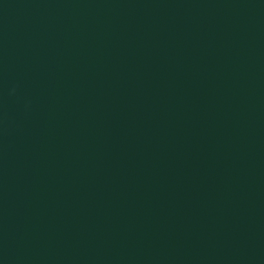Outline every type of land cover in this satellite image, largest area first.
Listing matches in <instances>:
<instances>
[{"label":"water","instance_id":"obj_1","mask_svg":"<svg viewBox=\"0 0 264 264\" xmlns=\"http://www.w3.org/2000/svg\"><path fill=\"white\" fill-rule=\"evenodd\" d=\"M0 264H264V0H0Z\"/></svg>","mask_w":264,"mask_h":264}]
</instances>
